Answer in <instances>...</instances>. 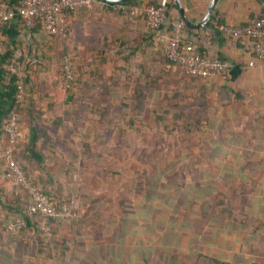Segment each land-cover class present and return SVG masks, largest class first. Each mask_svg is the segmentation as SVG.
<instances>
[{"label":"rangeland","instance_id":"1","mask_svg":"<svg viewBox=\"0 0 264 264\" xmlns=\"http://www.w3.org/2000/svg\"><path fill=\"white\" fill-rule=\"evenodd\" d=\"M125 12L90 7L71 19L58 50L72 58L73 99L47 110L46 117L61 116V125L40 124L66 140L64 158L57 156L49 166L72 193L65 204L70 215L54 229L45 219L39 229L21 234L20 227H7L17 233L0 234V264H221L218 235L211 229L219 227L235 191L233 185L219 189L229 180L214 171L209 137L182 127L183 114L201 120L212 91L166 64L163 44L157 48ZM58 50L46 51L49 56L39 51L42 88L50 86L43 71L57 69L62 78ZM36 99V105L50 101ZM160 107L169 113L157 125L154 111ZM71 108L80 116L78 127L64 112ZM174 110L182 115L176 122ZM171 125L179 133L165 132ZM89 130L104 142L85 141L82 132ZM210 244L220 263L212 261Z\"/></svg>","mask_w":264,"mask_h":264},{"label":"trees","instance_id":"2","mask_svg":"<svg viewBox=\"0 0 264 264\" xmlns=\"http://www.w3.org/2000/svg\"><path fill=\"white\" fill-rule=\"evenodd\" d=\"M142 0H128L125 2H119L129 5H140ZM151 3H153L156 6L163 5L166 9V16L168 19H174L178 18L182 21L179 12L176 9L175 3L173 0H170L167 2L166 0H149ZM0 2H5L9 7H17L20 4V0H0ZM259 10L255 14L254 17H264V1L262 0H256ZM119 3H112V2H105L101 1L99 3H93L89 7H83L79 8L77 10H67L64 11L63 16L65 20V25L67 26V38L60 42H54L51 40V38L48 36L46 32H44L42 24L40 21H37L33 26H26L18 19H10L5 20L4 22H0V122L6 118H8L9 112L11 108L16 104L17 105V118L16 123L18 126V134L16 138V142L14 144V158L17 164L21 167L23 170L25 177L27 181L31 184H34L47 198L50 204L54 205L57 209L62 210L64 205L71 200L70 195L71 192H65L66 188V180H62L59 177L57 178V174L52 170L51 166L49 164L52 162V159H57L63 157V154L66 150V140H61L62 137L58 136V134H52L48 130H43L41 128V123H49L50 125L59 126L62 124L63 119L61 116H56L54 118L46 117L47 110L53 109L54 104L56 101L64 100L65 103H69V101H72L73 99V92L70 90L71 84L74 80V65L72 62L71 56H69L67 53H63L62 50H58V47H62L68 39L69 31H70V25H71V19L78 16L80 11L85 8L90 7H101L105 10H114V7ZM171 9L176 10V15L172 14L170 12ZM126 16L128 19H135L138 22V26H140L145 35L148 36L153 44L161 49L162 40L159 38V32L166 31L168 29L167 22L163 23L159 29L155 30H147L144 26V16L141 13H132L131 11L127 10ZM16 22H13V21ZM183 22V21H182ZM184 23V22H183ZM17 24L22 26L23 31L28 32L31 35V39L33 40V44L26 45L24 49L25 55H23V51L20 55L15 56V52L17 51L15 49V43L19 39V36L21 34L20 29L17 28ZM217 26L215 27V30L219 35L222 37L229 39L230 41H235L237 46L240 48L241 54H245L243 47L245 42L247 41V38L244 36H224L220 31V26L228 23H224L223 20H218L215 23ZM212 26L213 28V21L209 20L206 27ZM184 30L186 32H192L195 31L194 29H191L187 27L184 24ZM198 31V29L196 30ZM38 32H42L44 35V40L39 41L38 36L36 35ZM184 39L192 41L198 52L201 55L209 56L210 53H208L205 50H202L200 45H198L193 39H190V36L186 35L184 36ZM54 49V51L58 50L59 53H63L62 55H68L70 57L71 67H72V73H73V79L68 84V86H65V77L64 73L62 72V78L60 74L56 70H47L43 71L46 72L47 75H45L49 81L50 86L49 88H42V84H45V82L41 81V77H38L39 71V65L41 64V57L39 56V51L42 50L46 53L49 52V50ZM41 52V53H43ZM47 54V53H46ZM48 55V54H47ZM212 55V54H211ZM49 56V55H48ZM164 56V55H163ZM218 58L222 60H226L228 62H231L233 64L232 67L226 69L223 73L220 75L214 76L212 78L208 79H199L195 78L193 76H189L185 73L182 66L178 64L177 62L171 61L167 59L165 56L166 64L169 66H175V68H180V70L187 75L189 78H193V82H200V85L206 88V92H210L215 90L217 92V98H216V104H224L227 103V100L224 99V97L219 95V88L217 86V83L214 82V79H222L223 81L227 80H233L239 75L240 71L243 70L244 67L247 66V61L240 64H236L233 60H228L226 58H222L218 55H215ZM248 56V55H247ZM44 57V56H43ZM52 59L53 56H50ZM56 58L57 55H56ZM63 59V57H62ZM8 62H14L20 65L22 70V76L20 78H16L13 76L9 71L3 68L4 63ZM62 68H63V60H62ZM48 69V68H47ZM51 76L53 80H51ZM212 81L210 85L207 83L209 81ZM21 82L23 85V97L20 99H16V83ZM49 83V82H48ZM64 85V87H63ZM69 92V93H68ZM35 98L36 101L44 102V99H50V101H46L47 106L43 105L44 103L35 104ZM179 98V96H178ZM208 99V98H207ZM223 100V101H218ZM206 106L204 108V114L203 117L200 119H188V116L186 114H183L186 116V122L183 121V129L187 132L190 131H200L203 130L208 131V124L210 121H208V117L210 114L213 113L210 107V103L207 102L205 104ZM208 108L210 109V112L208 111ZM160 110L162 111H154V121L158 125L160 124L165 118L164 114L169 113V109H164L160 107ZM66 114H69L70 120L69 122H73L74 127H78V119L79 114L76 109H66L64 111ZM100 112V111H99ZM72 113V116H71ZM183 113V112H182ZM100 112V116H101ZM182 115L177 110L173 111V122H176L181 118ZM77 121V123H76ZM130 124H132V119L129 118ZM208 122V123H207ZM188 123V125L186 124ZM132 126V125H131ZM165 132L168 133H179V129L174 125H171V128H168V126H165L163 128ZM163 130V131H164ZM83 131V130H82ZM58 132V131H57ZM60 133V132H58ZM82 136L85 137V141H89V138H92L94 142L100 141L101 143L104 142V136L101 134H98L94 136L90 132L83 133ZM60 137V138H59ZM59 138V139H58ZM0 139L2 140V147L0 148V208H4V210L0 209V234L3 235V232L9 231L13 232L15 231V234L19 232L21 234L23 230H37L39 229V221L44 219L39 214H27V204L31 200V196L29 195L27 188L20 184L19 182L13 180L11 177L6 176L7 173V165L5 162V156L3 153L4 149V141H5V135L3 133L2 128L0 127ZM97 141V142H98ZM46 143V145H45ZM42 144L44 147H42ZM65 146V148H64ZM63 152V153H62ZM64 158V157H63ZM216 163H220L219 159L214 160ZM39 173V174H37ZM41 175V176H39ZM31 176V177H30ZM73 196V195H72ZM76 196V195H75ZM5 211V212H4ZM4 212L7 215L1 216V213ZM63 218L65 217H56V218H48L46 219L45 225H50L55 228V226H59L60 223L63 221ZM8 219V221H7ZM24 220V226H21L18 228L19 230H8V222L11 220ZM60 222V223H59ZM50 238V237H49ZM14 242V241H13ZM58 245L60 246V242H58ZM52 248V247H51ZM215 263H220V261L214 257L212 260Z\"/></svg>","mask_w":264,"mask_h":264},{"label":"crops","instance_id":"3","mask_svg":"<svg viewBox=\"0 0 264 264\" xmlns=\"http://www.w3.org/2000/svg\"><path fill=\"white\" fill-rule=\"evenodd\" d=\"M208 1L182 0L187 18L198 22ZM258 10L256 0H218L210 17L213 28H191L195 31L185 33L202 50L241 65L248 56L241 54L235 41L219 35L215 23L223 20L232 25H244ZM170 12L177 13L175 9ZM17 28L21 34L14 44L15 56L22 51L25 55L26 45L33 44V40L22 26L17 24ZM36 35L39 41L44 40L42 32ZM213 81L227 103L216 104L217 92L212 91L210 107L213 113L208 117L210 123L204 135L209 137L212 149L209 158L220 160L219 164L213 162L214 171L220 169L222 178L229 180L219 189L224 192L230 189L227 186L233 185L231 190L235 192L229 207L226 206L219 216V227L211 231L214 236L218 235L221 264H264V66L244 67L233 80ZM215 247L214 244L208 247L214 257Z\"/></svg>","mask_w":264,"mask_h":264},{"label":"built area","instance_id":"4","mask_svg":"<svg viewBox=\"0 0 264 264\" xmlns=\"http://www.w3.org/2000/svg\"><path fill=\"white\" fill-rule=\"evenodd\" d=\"M103 0H20L17 7H9L5 2H0V22L10 19H18L26 26H33L40 21L44 32L48 34L54 42H60L67 38V26L63 13L67 10H77L83 7H89L93 3H99ZM117 9L129 10L132 13H141L144 16V26L147 30L159 29L167 22L168 29L159 32V38L162 40L163 55L174 62L180 64L189 76L199 79H208L220 75L226 69L233 66L231 62L222 60L215 55H201L195 44L184 39V23L178 19H168L166 9L163 5L156 6L153 3L146 2L142 5H129L119 3L115 6ZM220 31L224 36H244L247 41L243 50L248 55L247 66H264V17H252L244 25L224 24L220 26ZM3 68L9 71L16 78L22 76V70L19 64L14 62L4 63ZM63 70L65 85L73 79L70 57L63 56ZM16 99L23 97V85L16 83ZM17 105L15 104L8 115V118L0 122V127L5 135L3 153L7 165L6 176L19 182L27 188L31 196L27 204V214H39L45 220L48 218L68 217L70 209L64 205L62 210L57 209L50 204L46 196L34 185L27 181L21 167L14 158V144L18 134ZM24 226V220L10 222L8 227L15 228Z\"/></svg>","mask_w":264,"mask_h":264},{"label":"water","instance_id":"5","mask_svg":"<svg viewBox=\"0 0 264 264\" xmlns=\"http://www.w3.org/2000/svg\"><path fill=\"white\" fill-rule=\"evenodd\" d=\"M105 2H112V3H119V2H125L128 0H103ZM176 6L177 11L179 12V15L184 22V24L189 28H203L207 25L208 21L210 20V17L212 15V12L214 10V7L218 0H209L207 4V8L203 16L198 22H191L185 13L182 0H173ZM264 1V0H262Z\"/></svg>","mask_w":264,"mask_h":264}]
</instances>
